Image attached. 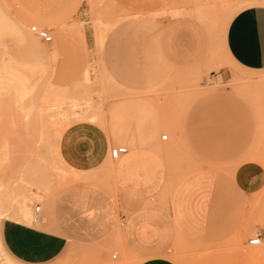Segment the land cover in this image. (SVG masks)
Listing matches in <instances>:
<instances>
[{"label":"rangeland","instance_id":"obj_1","mask_svg":"<svg viewBox=\"0 0 264 264\" xmlns=\"http://www.w3.org/2000/svg\"><path fill=\"white\" fill-rule=\"evenodd\" d=\"M256 1L261 0H173L163 14H141L112 0H75L64 15L48 7L54 18L40 10L23 11L21 0H0V264H22L3 244L2 220L32 225L36 206L46 214L65 189L59 181L62 169L76 171L62 159L59 143L77 123H98L114 136L138 105L145 106L141 112L152 127L146 139L164 160L166 195L196 163L201 166L190 174L231 175L243 163L264 172V71L234 65L224 46L231 18L244 7L264 5ZM178 19L195 21L208 36V55L196 67L176 68L159 57L160 35ZM34 26L47 29L53 42L40 40L31 31ZM66 31L87 43L88 64L81 75L70 73L69 57L65 73L62 52L57 54L56 36ZM196 141L212 150L197 151ZM117 147L129 149L115 141L112 149ZM25 202L32 220L20 214ZM261 229L264 185L248 197L240 231L206 244L176 237L164 260L264 264V251L249 245ZM54 264L142 263L121 247L116 230L101 243L75 246Z\"/></svg>","mask_w":264,"mask_h":264},{"label":"crops","instance_id":"obj_2","mask_svg":"<svg viewBox=\"0 0 264 264\" xmlns=\"http://www.w3.org/2000/svg\"><path fill=\"white\" fill-rule=\"evenodd\" d=\"M112 1L135 13L163 14L173 0ZM74 2L21 0L20 5L25 12L40 10L55 18L48 7L61 9L64 15ZM44 20L51 24L49 18ZM54 44L57 54L62 52L64 57V72L67 57L70 73L86 71L88 48L81 36L66 31L56 36ZM224 46L234 65L248 72L264 71V5L247 6L234 14L225 31ZM208 51L206 32L191 19L169 23L158 41L160 59L176 68L200 65ZM144 107L138 105V112H128L125 129L114 136L88 121L64 132L59 143L62 159L76 171L95 177L67 186L46 214L35 215L32 225L2 220V241L13 259L22 264H54L75 246L101 243L117 230L121 247L134 259L142 264H166L164 256L176 237L206 244L242 229L248 197L264 185L262 168L243 163L231 175L201 170L184 176L169 195L164 194L165 164L146 139L152 127L146 125L147 116L141 112ZM115 141L129 148L118 160L111 157ZM196 150L212 149L200 147L196 141ZM120 218L123 222L118 228Z\"/></svg>","mask_w":264,"mask_h":264},{"label":"built area","instance_id":"obj_3","mask_svg":"<svg viewBox=\"0 0 264 264\" xmlns=\"http://www.w3.org/2000/svg\"><path fill=\"white\" fill-rule=\"evenodd\" d=\"M31 31L39 37L40 40L43 42L50 44L53 42V36L52 34L47 30V29H40L37 26H34L31 28ZM163 141H167L168 137H163ZM128 152V149L126 147H117L112 150L111 152V157L114 160L120 159L123 155H125ZM42 212V207L41 205L36 206L35 211H34V216L39 215ZM264 243V229H261L259 233L253 238L249 240V245L251 246H260L261 244Z\"/></svg>","mask_w":264,"mask_h":264},{"label":"bare ground","instance_id":"obj_4","mask_svg":"<svg viewBox=\"0 0 264 264\" xmlns=\"http://www.w3.org/2000/svg\"><path fill=\"white\" fill-rule=\"evenodd\" d=\"M31 36H33V35L31 34ZM166 131L169 132L172 136L174 135V134H172V131H170L169 129H166ZM162 137H168V136L167 135H162ZM200 166H201L200 163L199 164L196 163L195 165L190 166V168H188L189 169V172H187L186 175L190 174L192 170L194 171V169H197ZM59 174H60V178H59L60 180L59 181H60V185L62 186V188L63 187L66 188L70 184H72L74 182H77V181H80V180L84 179L83 177H85L84 174L81 173V172H79V171L68 170L66 168L65 169H62V172L59 173ZM1 203H2V205H4L3 202L0 201V206H1ZM20 212H21L20 214L23 215L24 218H29V220H32L33 215L30 212V210L27 209L26 202L23 203V207H21V211ZM257 247H259L260 250H263L264 251V245L263 244H261L260 246H257Z\"/></svg>","mask_w":264,"mask_h":264}]
</instances>
